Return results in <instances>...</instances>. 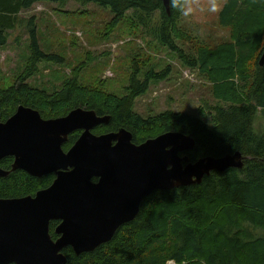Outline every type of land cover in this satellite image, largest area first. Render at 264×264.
I'll use <instances>...</instances> for the list:
<instances>
[{
  "label": "trees",
  "instance_id": "obj_1",
  "mask_svg": "<svg viewBox=\"0 0 264 264\" xmlns=\"http://www.w3.org/2000/svg\"><path fill=\"white\" fill-rule=\"evenodd\" d=\"M38 1L69 0H0V45L6 43L4 32L13 28L16 15ZM76 1L110 7L115 14L113 23L121 22L131 11L144 25L158 13L153 26L157 40L177 52L183 64L199 69L213 84L215 100L227 106L211 107V124L195 114L173 110L144 118L134 111L136 99L148 91L152 80L165 78L168 71L150 70L142 79L135 61L127 93L122 96L89 93L77 74L53 93L34 90L26 82L37 72L38 56L62 62L60 57L42 53L34 28L30 31V60L19 81L6 89L0 86V121L11 117L20 105L37 109L44 118L66 116L77 107H86L100 116L110 115L108 123L93 129L96 134L125 127L132 132V141L141 143L176 130L195 139L193 150L182 154L192 162L238 150L246 158L243 168L213 171L201 183L154 190L141 203L135 219L117 229L109 242L81 254L70 246L64 248L66 264H169L171 260L174 264H264V134L254 128L258 111L264 117V65L259 61L264 52V0H226L219 22L232 28V39L216 46L203 43L193 56L176 42L190 37L178 26L180 6L168 13L162 0ZM80 134L76 130L70 135L63 145L65 151ZM12 158H3L0 167L10 170ZM54 178L55 174L36 177L21 169L10 171L6 177L0 176V197L33 196ZM58 223L51 222L53 238L58 237Z\"/></svg>",
  "mask_w": 264,
  "mask_h": 264
},
{
  "label": "water",
  "instance_id": "obj_2",
  "mask_svg": "<svg viewBox=\"0 0 264 264\" xmlns=\"http://www.w3.org/2000/svg\"><path fill=\"white\" fill-rule=\"evenodd\" d=\"M162 2L170 13V0ZM259 61L263 66L264 52ZM17 108L0 121V160L14 157L10 170L0 167V176L21 169L56 177L33 196L0 197V264H66L64 248L81 254L109 242L135 219L154 190L198 184L213 171L244 167L239 150L190 161L182 154L196 142L180 131L136 143L125 127L94 133L110 115L91 108L77 107L54 118L26 105ZM76 130L79 138L65 151L64 143ZM57 220L58 237L53 238L50 225Z\"/></svg>",
  "mask_w": 264,
  "mask_h": 264
},
{
  "label": "rangeland",
  "instance_id": "obj_3",
  "mask_svg": "<svg viewBox=\"0 0 264 264\" xmlns=\"http://www.w3.org/2000/svg\"><path fill=\"white\" fill-rule=\"evenodd\" d=\"M225 1L187 0L192 11L181 16L178 26L190 37L176 39L187 55L193 56L203 43L216 46L232 39V28L219 22ZM157 14L143 25L129 11L121 22L113 23L111 8L96 2H35L18 13L13 28L4 32L7 41L0 45V86L6 89L19 81L30 60V31L35 28L42 53L60 57L62 62L39 55L37 72L26 82L34 90L53 93L77 74L89 93L122 96L127 93L135 61L142 79L150 70L168 71L165 78L152 80L148 91L136 99L135 112L150 118L173 110L195 114L211 124V107L228 103L215 100L213 84L199 69L183 64L177 52L157 40L153 27ZM254 124L255 131L264 134L261 111Z\"/></svg>",
  "mask_w": 264,
  "mask_h": 264
},
{
  "label": "clouds",
  "instance_id": "obj_4",
  "mask_svg": "<svg viewBox=\"0 0 264 264\" xmlns=\"http://www.w3.org/2000/svg\"><path fill=\"white\" fill-rule=\"evenodd\" d=\"M187 0H183L181 3V0H170L169 6L173 9L177 8V6H180L182 8V15H189L192 11L190 7H187ZM215 7L212 9V11H215Z\"/></svg>",
  "mask_w": 264,
  "mask_h": 264
},
{
  "label": "bare ground",
  "instance_id": "obj_5",
  "mask_svg": "<svg viewBox=\"0 0 264 264\" xmlns=\"http://www.w3.org/2000/svg\"><path fill=\"white\" fill-rule=\"evenodd\" d=\"M242 157H243V161H244V159L246 158L244 155H242ZM244 164H245V162H244Z\"/></svg>",
  "mask_w": 264,
  "mask_h": 264
},
{
  "label": "flooded vegetation",
  "instance_id": "obj_6",
  "mask_svg": "<svg viewBox=\"0 0 264 264\" xmlns=\"http://www.w3.org/2000/svg\"><path fill=\"white\" fill-rule=\"evenodd\" d=\"M67 150H68V149H67ZM13 158H14V157H13ZM13 158H12V159H13ZM2 159H3V158H2ZM2 159H1V160H2ZM4 159H5V158H4ZM1 160H0V161H1ZM13 160H14V159H13ZM52 174H54V173H52ZM55 177H56V176H55Z\"/></svg>",
  "mask_w": 264,
  "mask_h": 264
},
{
  "label": "crops",
  "instance_id": "obj_7",
  "mask_svg": "<svg viewBox=\"0 0 264 264\" xmlns=\"http://www.w3.org/2000/svg\"><path fill=\"white\" fill-rule=\"evenodd\" d=\"M70 1V0H69ZM69 1H67V2H69Z\"/></svg>",
  "mask_w": 264,
  "mask_h": 264
}]
</instances>
